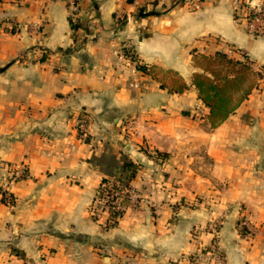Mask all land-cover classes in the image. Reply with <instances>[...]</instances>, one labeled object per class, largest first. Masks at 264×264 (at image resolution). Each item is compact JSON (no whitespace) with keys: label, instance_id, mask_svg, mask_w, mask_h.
Returning a JSON list of instances; mask_svg holds the SVG:
<instances>
[{"label":"crops","instance_id":"0c3cea01","mask_svg":"<svg viewBox=\"0 0 264 264\" xmlns=\"http://www.w3.org/2000/svg\"><path fill=\"white\" fill-rule=\"evenodd\" d=\"M185 3L84 0L72 29L63 0H0V187L15 202H0V264H193L215 239L223 264H264V82L211 129L181 114L207 111L193 90L169 95L125 55L184 79L193 52L264 69V34L232 0ZM123 156L136 206L108 227L90 209ZM5 164L25 179L5 183Z\"/></svg>","mask_w":264,"mask_h":264},{"label":"trees","instance_id":"16d2710c","mask_svg":"<svg viewBox=\"0 0 264 264\" xmlns=\"http://www.w3.org/2000/svg\"><path fill=\"white\" fill-rule=\"evenodd\" d=\"M139 72L148 75L153 81L159 83L161 89L168 94L179 95L193 87L197 93L198 100L208 109L207 121L210 128H215L224 122L230 114L247 98L255 88L257 80L261 77L260 72L252 69L248 59L245 61L235 60L222 52H216L213 55L191 54V65L195 71L191 75L190 83L183 80V77L172 70H165L156 66H146L138 62L137 58L131 52H126ZM246 58V57H245ZM161 73L162 78L157 74ZM160 155V154H158ZM138 166L133 162L126 160L121 166V173L116 180L110 178L103 179L97 189L95 197H100L105 189L103 185L113 184L117 190L130 187V181L134 178ZM25 175L18 177L15 181L25 179ZM120 184L119 187L116 186ZM0 202L6 206L14 205V197L11 200L5 198V191L0 188ZM122 206L126 209L130 204L126 198L122 200ZM124 213L122 211L109 210V216L116 219L115 222L107 224L113 227ZM244 228L239 229L241 236L248 235ZM19 257H23L15 252Z\"/></svg>","mask_w":264,"mask_h":264},{"label":"built area","instance_id":"2783aa9c","mask_svg":"<svg viewBox=\"0 0 264 264\" xmlns=\"http://www.w3.org/2000/svg\"><path fill=\"white\" fill-rule=\"evenodd\" d=\"M67 6L68 18L71 24L72 29L76 27L77 16L82 10V3L84 0H63ZM185 5L190 11L198 10L201 5L207 0H185ZM233 3L241 8L244 12V29L245 31L253 36H260L264 33V9L260 7V4L257 0H232ZM241 6V7H240ZM122 20V18H119ZM78 129L82 136H86V130L83 122H79ZM3 168L7 172V180L5 183L15 182V179L25 175V169L22 167H15L12 165L5 164ZM116 186L119 187L120 184L116 183ZM105 189L101 193L100 197H95L93 204L90 209L91 216L94 218L101 212H106L108 214L107 224L115 222L116 219H112L109 216V210L113 211H125V208L122 206V200L126 198L130 204V207L136 206V197L130 187H124L119 190L114 188L113 184H104ZM5 191V198L11 200L13 196L7 192L4 187H0ZM118 221V219H117ZM246 222H241L239 228L247 227ZM213 234L216 236L217 225L213 224L211 226ZM190 261L193 264H223L224 255L221 251L217 240H213L210 245L206 248L200 250L196 254L190 256ZM24 264H35L28 261H25Z\"/></svg>","mask_w":264,"mask_h":264},{"label":"rangeland","instance_id":"374dc122","mask_svg":"<svg viewBox=\"0 0 264 264\" xmlns=\"http://www.w3.org/2000/svg\"><path fill=\"white\" fill-rule=\"evenodd\" d=\"M236 6V5H235ZM237 7V6H236ZM260 7L262 8V9H264L261 5H260ZM264 34V33H263ZM262 34V35H263ZM234 53H225V54H227V56L228 57H230V58H233V59H235V60H240V61H245L247 58H245V55H243V54H241V53H236L235 54V50L233 51ZM222 53H224V52H222ZM197 54H204V55H213V54H210V53H200V52H197ZM251 63V62H250ZM253 69V68H252ZM255 70V69H254ZM256 71V70H255ZM257 72H260V74H261V77L257 80V83H256V86H255V88H257L258 86H259V84H261V82H264V69H262V70H257ZM142 73V72H141ZM193 73V72H192ZM146 75V74H145ZM192 75V74H191ZM148 76V75H147ZM149 77V76H148ZM157 77L158 78H162L163 76L161 75V73H159V74H157ZM149 79L151 80V82H155V81H153L150 77H149ZM183 80L185 81V82H187V83H190V80H191V76L188 78V79H184L183 78ZM157 83V82H156ZM158 85H159V83H157ZM159 87H160V85H159ZM161 88V87H160ZM191 90H193L195 93H196V91H195V89L193 88V87H191L190 88ZM164 90V89H163ZM169 95H171V94H169ZM179 95H181V94H179ZM196 95H197V93H196ZM198 99V98H197ZM201 106H203V104L201 103ZM204 107V106H203ZM205 108V107H204ZM206 109V108H205ZM202 110V111H201ZM198 109V108H195L194 110H183L182 112H181V114L183 115V117H185V118H188V119H191V120H196V121H198L199 119H206V121H207V114H208V109H206L207 111H204V109ZM207 123H208V121H207ZM79 124V122L77 123V125ZM77 125H76V131H77V134L80 136V130L78 129V127H77ZM84 140H86L87 141V138H84ZM145 148H147V147H145ZM154 156L158 159V160H161V161H164L169 155L168 154H166V153H160V155H158V153H154ZM126 160H129V161H131L127 156H123V162H125ZM123 162H122V164H123ZM194 164V162L192 161V163L190 164V166H192ZM122 166V165H121ZM138 166V165H137ZM120 173H121V167H120V169H119V171H118V173L115 175V176H112V177H109L111 180H113L114 181V179L116 180V177H118L119 175H120ZM110 183H112V181L110 182ZM241 222H245L244 220L243 221H240L238 224L240 225V223ZM245 230H246V228L245 227H243ZM239 229H241V228H239Z\"/></svg>","mask_w":264,"mask_h":264}]
</instances>
